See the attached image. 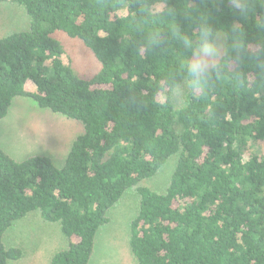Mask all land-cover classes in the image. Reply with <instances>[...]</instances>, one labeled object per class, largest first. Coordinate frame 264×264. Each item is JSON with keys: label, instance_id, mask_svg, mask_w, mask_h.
Segmentation results:
<instances>
[{"label": "trees", "instance_id": "1", "mask_svg": "<svg viewBox=\"0 0 264 264\" xmlns=\"http://www.w3.org/2000/svg\"><path fill=\"white\" fill-rule=\"evenodd\" d=\"M4 1L28 20L0 36V120L24 97L82 132L60 166L45 155L16 160L0 147V264L22 257L3 238L33 212L64 240L50 264H90L108 211L129 189L139 199L128 240L137 264H264V103L227 85L179 107L165 101L161 86L178 45L144 50L152 26L133 19L138 0ZM187 2L172 0L177 8ZM212 15L215 27L234 19L227 4ZM178 23L191 31L182 17ZM242 23L249 39L257 35L254 17ZM59 31L92 53V75L80 77L62 60ZM172 157L163 191L142 185Z\"/></svg>", "mask_w": 264, "mask_h": 264}, {"label": "rangeland", "instance_id": "2", "mask_svg": "<svg viewBox=\"0 0 264 264\" xmlns=\"http://www.w3.org/2000/svg\"><path fill=\"white\" fill-rule=\"evenodd\" d=\"M27 20L20 7L6 1L0 3V36L25 28ZM54 36L63 45L62 60L69 63L76 74L86 78L98 69L92 53L79 41L60 31ZM25 87L33 89L30 82ZM81 132L79 122L41 109L32 100L19 97L12 101L6 116L0 120V147L16 160L45 155L60 166L70 143ZM175 161V157L170 158L153 178L142 181V185L163 191ZM138 202L136 191L129 189L108 211L109 221L98 231L90 264H137L128 240L129 222L136 215ZM3 239L6 246L23 250L19 260L8 264H50L52 253L65 245L58 226L43 222L38 212L16 221Z\"/></svg>", "mask_w": 264, "mask_h": 264}, {"label": "clouds", "instance_id": "3", "mask_svg": "<svg viewBox=\"0 0 264 264\" xmlns=\"http://www.w3.org/2000/svg\"><path fill=\"white\" fill-rule=\"evenodd\" d=\"M203 0H188L177 8L172 0H138L139 7L133 19L140 28L152 27L146 33L144 50L160 44L178 45L177 62L161 86L165 101L180 104L188 96L200 99L227 85L238 96L250 93L264 103V0H212L214 8L202 11ZM227 4L232 10L233 21L227 28L215 27L213 11ZM259 5L261 11L257 15ZM129 4L122 6L125 15ZM178 17L187 21L191 31L184 30ZM255 18L257 35L252 39L242 21Z\"/></svg>", "mask_w": 264, "mask_h": 264}]
</instances>
